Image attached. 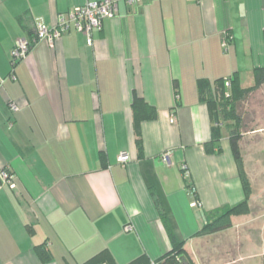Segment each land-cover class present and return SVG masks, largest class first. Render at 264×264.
I'll return each instance as SVG.
<instances>
[{
  "label": "crops",
  "instance_id": "0c3cea01",
  "mask_svg": "<svg viewBox=\"0 0 264 264\" xmlns=\"http://www.w3.org/2000/svg\"><path fill=\"white\" fill-rule=\"evenodd\" d=\"M88 1L97 0H0V171L15 183L0 190V264H84L101 252L113 264L156 261L172 251L166 226L202 264L196 233L244 192L228 122L218 126L221 151L205 152L216 123L198 83L213 89L236 76L241 88L253 85L264 68V0H121L91 46L69 23L53 48L34 43L11 69L17 40L32 42L38 25L56 27ZM135 97L156 110L140 124L142 155ZM242 162L250 209L264 202V183ZM250 216L232 217V230L245 234ZM229 245L227 264H264V241Z\"/></svg>",
  "mask_w": 264,
  "mask_h": 264
},
{
  "label": "trees",
  "instance_id": "16d2710c",
  "mask_svg": "<svg viewBox=\"0 0 264 264\" xmlns=\"http://www.w3.org/2000/svg\"><path fill=\"white\" fill-rule=\"evenodd\" d=\"M253 75L254 84L248 88H241L236 76H232L227 79L216 80L213 83V89L205 81H199L198 83L200 98L202 101L204 100L210 108L212 122L217 124L212 127L211 140L204 145L205 152L207 154H212L214 152L221 151L219 145L220 133L218 126L220 121L226 123L228 122L229 124L226 127H228V141L230 151L236 164L244 192V201H242L240 204L217 211L211 217H209L206 224L201 228L200 231L196 233V236L198 237L209 236L226 231L232 226V217L244 216L249 213L248 198L251 194V189L243 169L242 154L239 145V142L244 134L242 131L246 132L247 129V123L242 117L243 108L241 107L242 103L245 100H248L250 95L259 91L261 87L264 86V68L254 69ZM225 83H228L227 87L225 86ZM131 108L134 116L135 145L138 150V154L142 155L140 124L143 121L154 120L156 118V110L153 107L148 106L142 99L136 97L133 99ZM154 203L158 209L159 206L157 201L155 200ZM160 216L164 222V225H166L163 214L160 213ZM166 228L168 235L172 240V251L170 254L151 262L154 264H193L189 256L183 250L182 244H177L175 241H173L172 235L169 232L167 226ZM105 255L106 252H101L84 264H113V262L110 260H104ZM40 257L43 260L42 252L40 253ZM151 262L144 258H139L130 264H151Z\"/></svg>",
  "mask_w": 264,
  "mask_h": 264
},
{
  "label": "rangeland",
  "instance_id": "374dc122",
  "mask_svg": "<svg viewBox=\"0 0 264 264\" xmlns=\"http://www.w3.org/2000/svg\"><path fill=\"white\" fill-rule=\"evenodd\" d=\"M241 108H243L242 117L247 123V129L246 132L242 131L244 134L239 145L242 156L251 162L253 169L260 170L258 171L260 172L258 177L261 178H258L257 186L261 185L259 186L261 188L264 183V86L250 95L248 100L242 103ZM226 128L223 129L225 134L228 133ZM257 190L256 194L263 192L264 189L263 187L261 189L256 187ZM262 195L264 196V194ZM248 210V214L251 210L249 218L251 224H243L245 225L246 236L245 234L235 233V231H239L236 226L233 230L231 228L226 232L203 236L197 240L198 255L202 264H227L234 260V248L229 245V241H255L257 243L259 241V244L264 241V202L258 200L255 204L252 203L251 208L248 207ZM244 236L247 240L244 239Z\"/></svg>",
  "mask_w": 264,
  "mask_h": 264
},
{
  "label": "built area",
  "instance_id": "2783aa9c",
  "mask_svg": "<svg viewBox=\"0 0 264 264\" xmlns=\"http://www.w3.org/2000/svg\"><path fill=\"white\" fill-rule=\"evenodd\" d=\"M121 0H97L86 2L83 6L75 7L72 9L65 20L63 17L58 18L56 27H47L43 24L38 25L35 31V37L31 41L20 39L17 40L13 50L10 54V67L13 69L16 67L29 53L34 43L44 41L47 45L53 48L56 40L68 29V24L71 23L75 30L81 33L85 38L88 46L93 43V31H99L102 26V21L105 19H112L117 12V3ZM128 5H137L141 0H122ZM227 46V41L224 40L223 47ZM11 78L14 76L11 74ZM4 83V80L0 78V87ZM228 86V83H225ZM9 109L12 113L19 111L18 107L9 103ZM118 163L125 164L129 161V157L126 153H121L118 158ZM162 160L167 163L168 157L162 156ZM185 169V168H184ZM186 176V175H185ZM187 177V176H186ZM4 187H8L11 190L15 189L14 177L8 171L7 168L0 171V190ZM197 203H192V206H196ZM151 264H154L151 262Z\"/></svg>",
  "mask_w": 264,
  "mask_h": 264
}]
</instances>
